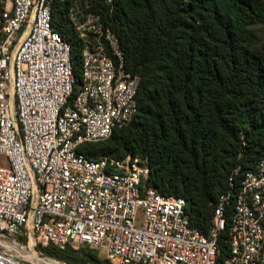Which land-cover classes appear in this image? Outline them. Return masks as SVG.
<instances>
[{
  "label": "built area",
  "instance_id": "obj_1",
  "mask_svg": "<svg viewBox=\"0 0 264 264\" xmlns=\"http://www.w3.org/2000/svg\"><path fill=\"white\" fill-rule=\"evenodd\" d=\"M51 15V0H0V264H40L15 253L22 240L92 246L110 264H216L229 209L224 264H264V155L239 179L238 167L228 176L202 233L190 225L184 198L143 184L145 161L78 150L129 124L137 76L90 11L73 21L82 38L77 80Z\"/></svg>",
  "mask_w": 264,
  "mask_h": 264
},
{
  "label": "trees",
  "instance_id": "obj_2",
  "mask_svg": "<svg viewBox=\"0 0 264 264\" xmlns=\"http://www.w3.org/2000/svg\"><path fill=\"white\" fill-rule=\"evenodd\" d=\"M51 23L70 45L81 79L82 38L69 20L72 0H51ZM117 37L137 76V112L109 137L82 143L92 159L139 157L143 184L185 200L190 225L207 234L218 196L235 168L239 179L264 155V0H87ZM257 27V28H256ZM242 136V137H241ZM101 153V155H97ZM216 264L228 256V226ZM67 264H110L88 245H37Z\"/></svg>",
  "mask_w": 264,
  "mask_h": 264
},
{
  "label": "rangeland",
  "instance_id": "obj_3",
  "mask_svg": "<svg viewBox=\"0 0 264 264\" xmlns=\"http://www.w3.org/2000/svg\"><path fill=\"white\" fill-rule=\"evenodd\" d=\"M69 20L74 22H81L83 19H85V17L87 16V14L90 12L88 9V5H87V0H72L71 6L69 8ZM257 28V27H256ZM254 35L256 36V38L258 37V44L262 45L264 44V31L257 28V31L254 30ZM83 38L84 39H90L93 38L90 34H83ZM97 155H101V153H98ZM23 243L22 245H19L18 249L20 253H17L21 256H23L26 259H34V261H36L37 263L41 262L42 264H44V261L40 260V259H36L33 256L29 255V251L32 250L34 252L35 256H39V257H45V258H50L55 260L56 264H67L63 261H59L57 259L48 257V256H44L41 255L40 252L37 250V246H31V243H29L28 240H22ZM8 245H10V247H12V245L9 243ZM82 247V245H78V246H73L74 249H78ZM92 247V246H90ZM15 248V247H14ZM96 250L98 256L100 258H106L104 252L98 248L92 247ZM33 252L32 255H33ZM31 257V258H30ZM107 259V258H106ZM50 264H53L50 262Z\"/></svg>",
  "mask_w": 264,
  "mask_h": 264
},
{
  "label": "bare ground",
  "instance_id": "obj_4",
  "mask_svg": "<svg viewBox=\"0 0 264 264\" xmlns=\"http://www.w3.org/2000/svg\"><path fill=\"white\" fill-rule=\"evenodd\" d=\"M14 250H15V252L20 253L19 250H17V249H14ZM31 252H33V251H32V250L29 251V255H30V256H33V257L36 258V259H40L38 256H35V255H34V252H33V255H32ZM30 258H31V257H30ZM33 260H34V259H33ZM40 260H42V259H40ZM42 261H43V260H42ZM50 262L53 263V264H56L55 261H52V260H51ZM39 263L42 264L41 262H39Z\"/></svg>",
  "mask_w": 264,
  "mask_h": 264
},
{
  "label": "water",
  "instance_id": "obj_5",
  "mask_svg": "<svg viewBox=\"0 0 264 264\" xmlns=\"http://www.w3.org/2000/svg\"><path fill=\"white\" fill-rule=\"evenodd\" d=\"M39 257V256H38ZM40 259H42L44 261V264H50V261H55L53 259H50V258H45V257H39Z\"/></svg>",
  "mask_w": 264,
  "mask_h": 264
}]
</instances>
